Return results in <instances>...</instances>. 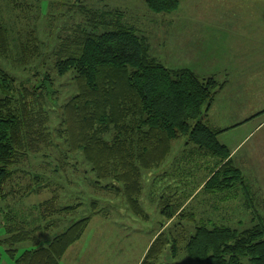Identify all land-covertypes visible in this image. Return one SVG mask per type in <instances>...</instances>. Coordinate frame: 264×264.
Segmentation results:
<instances>
[{
  "label": "trees",
  "instance_id": "trees-1",
  "mask_svg": "<svg viewBox=\"0 0 264 264\" xmlns=\"http://www.w3.org/2000/svg\"><path fill=\"white\" fill-rule=\"evenodd\" d=\"M56 1L66 5L70 20L56 32L46 71L37 69L36 81L30 82L0 66V198L8 200L1 216L6 237L0 244L10 247L5 252L14 264H61L92 217L103 213L100 202L93 199L89 214L74 218L83 202L60 203L57 187L50 188L51 196L35 206L32 217L10 207L48 187L46 176L30 168L29 161L56 147V138L62 143L53 172L74 165L71 160L80 155L94 175L88 180L92 190L123 198L130 212L144 221L150 216L140 199L143 172L162 165L172 142L180 137L185 138L184 148L173 161L176 165L179 159L185 161L186 173L194 177L186 186L188 194H193L199 178L203 190L210 193L241 185L250 201L230 149L218 140L223 129L206 120L223 84L212 76L199 77L189 68L166 67L150 55L147 38L128 23L123 9L92 8L85 0ZM10 2L16 10H30L18 0ZM145 3L154 12L171 13L179 0ZM32 20L35 27L37 20ZM14 26L20 33L14 63L28 68L42 55L41 38L28 24L21 29ZM12 38L0 15L1 58L11 57ZM51 71L59 77L70 74L76 87L60 104ZM52 104L60 111L55 132L49 127ZM194 155L210 159L198 164ZM201 170L197 175L195 171ZM169 191L157 196L162 221L158 230H152L153 239L139 264H157L168 250L175 258L183 251L199 264H264V217L245 228L216 223L193 212L197 203L182 207V196ZM56 227H62L61 232L42 244L41 234ZM28 242L32 248L19 252L17 246Z\"/></svg>",
  "mask_w": 264,
  "mask_h": 264
},
{
  "label": "rangeland",
  "instance_id": "rangeland-1",
  "mask_svg": "<svg viewBox=\"0 0 264 264\" xmlns=\"http://www.w3.org/2000/svg\"><path fill=\"white\" fill-rule=\"evenodd\" d=\"M231 1L179 0L178 7L171 13L154 12L148 8L145 0H85V4L92 8L105 6L123 9L126 11L128 23L133 26L137 33L147 38L150 55L168 68H191L199 77H202L206 72L213 73L222 68V55L231 57L232 52L237 50V46L239 47V44L247 39V36L255 35L252 40H255L256 43L259 42V39H264V22L261 27L255 25L253 31H239L243 29L241 23H233V26L227 23L226 26H222L224 28L222 30H210L219 19H231L232 11L228 14L229 9L226 6ZM18 2L22 5L29 6V12L24 13L21 10H16L10 0H0L1 18L9 25L13 37L11 57L9 59L0 57V66L5 67L22 80L28 79L30 82H35L36 79L33 77L34 72L37 69L46 71L50 65L51 60L47 53L51 50L55 42L54 37L56 36L57 30L67 20H70V15L66 12V5H57L56 0H18ZM241 2H246V0H239L238 5ZM247 9L252 10L253 7L248 6ZM237 10L238 8H235L234 12ZM32 17L37 20L35 27L32 26V23L34 24L35 21L32 20ZM235 18L238 17L236 16L232 19ZM75 20H77V17H75ZM188 21H191V23L186 24L187 27L194 31L195 36H200L201 38L198 44H195L194 48L190 47L185 49L182 46L181 38L185 34L184 24ZM199 21H201L202 26ZM14 24L19 29L25 27V24L30 25L36 30V33L42 41V55L33 60L28 68H24L23 65H15L14 63L20 35V33L16 32L18 29H16ZM227 28L235 31L233 36L227 33L225 30ZM201 33L204 35L202 36ZM201 40H203L202 43ZM201 46L203 47L202 50ZM247 46L254 48L252 43ZM196 48L198 51H196ZM246 57H249V55H246ZM257 61L258 58L254 57L253 63ZM43 63H45V66ZM258 64H261V60H259ZM229 65L234 66L235 61L230 59ZM51 74L54 76L60 92L57 99L58 104H60L65 102L66 98L72 92H75L76 87L70 74L63 77L55 75L53 71H51ZM217 78L216 80L224 85L225 81L220 80L222 77L218 76ZM49 110V127L52 132H55L59 123L60 111L55 104L50 105ZM206 120L210 126L216 127L213 124V120V122H210L208 118ZM225 138H231L230 133L219 137L218 140L226 141ZM56 142V147L44 151L43 154L31 158L29 161L30 168L46 176L49 184L48 187L40 193L29 195L10 207L15 210V213L18 212L19 215L32 217V214L36 211L35 206L51 196L50 188L57 187L60 192V203L71 204L78 200L83 202V206L74 216V218H80L89 214V203L91 200L97 199L104 208L103 213L92 217L87 234L80 239V242H76L73 248H70L69 254H67L61 264H137L138 261L139 264L146 252L140 258V254L144 250L150 233L152 230H158L159 224L162 221L159 214V200L157 196L159 194L161 195L163 190H171L169 192H174L176 195L180 194L184 202L191 195L188 194L186 186L193 182L194 177L186 173L185 169L187 168L185 166L183 167V162L185 161H180L182 159H179L178 165L173 161V158L178 157L180 151L184 148L185 138L180 137L172 142L169 158L167 157L162 165L143 172V190L140 199L144 210L149 213L150 218L148 221H144L133 215L126 206L123 198L108 196V194L97 193L92 190L88 184V180L93 178L94 175L89 171L88 165L82 163L80 155L76 159L71 160L74 165H69L66 170H59L56 173L53 172L52 169L57 162L56 160L59 155V149H61L62 141L56 138ZM44 154L49 156H44ZM194 156V162H198V164L205 163V161L210 159ZM181 167L183 168L181 169ZM195 172L197 175L203 173L202 170ZM198 179L195 186L196 189L203 182L201 180L198 182ZM167 186H170V189H167L169 188ZM7 205L8 200L0 198V239L6 237V230L1 216L7 210ZM193 205L196 206V204ZM193 212L196 215L199 214L198 206L195 207ZM166 222L165 227H168L170 221ZM61 228L56 227L41 234V238L43 239L42 244H45L47 238L61 232ZM90 234L91 236H89ZM44 235H47V237H44ZM182 246L183 243L180 242V247ZM8 248L10 247L7 244H0L1 264H14L13 260L5 252ZM27 248H32V244L28 242L17 246L19 252ZM157 264L199 263L191 260L183 251L176 258L171 257L168 250L162 254Z\"/></svg>",
  "mask_w": 264,
  "mask_h": 264
},
{
  "label": "crops",
  "instance_id": "crops-1",
  "mask_svg": "<svg viewBox=\"0 0 264 264\" xmlns=\"http://www.w3.org/2000/svg\"><path fill=\"white\" fill-rule=\"evenodd\" d=\"M238 3L239 0H232L229 5L226 4L229 9L228 14L232 11L231 19H219L210 30H222L224 29L222 26H226L227 23L231 25L241 23L243 29L239 31H253L255 25L259 27L263 25L264 0H246L240 5ZM248 6L253 9L248 10ZM235 8L238 10L234 12ZM236 16L238 18L232 19ZM189 23L191 21L184 24L185 34L181 38L182 46L185 49L194 48L201 38L195 36L194 31L187 27L186 24ZM199 23L201 24V21ZM225 30L231 36L235 32L229 28ZM203 33H201L202 36ZM253 37L255 35L247 36V39L239 44L240 48L236 45L237 50L232 52L231 57L222 55V68L217 72H206L202 76H212L215 79H218L219 76L222 77L220 80L225 81L217 92L207 118L210 122L214 121L213 124L216 127L223 129L218 139L225 136L226 133H230L231 138H225L226 141L220 140V142L230 149V159L240 169L250 191L251 200L248 201L245 194L247 188L244 189L241 185L230 189V191L210 193L203 190L204 182H201L194 193L186 199L187 201L182 203V207H191L197 203L201 217L235 228L249 227L254 224L257 217H264V39H259V42L257 39L258 43H256L255 40H252ZM202 42L203 40H201ZM250 43L254 48L246 47ZM202 48L201 46V50ZM196 51H198L197 48ZM254 57L258 58L256 63H253ZM230 59L235 61L234 66L229 65ZM259 60H261V64H258ZM88 230L83 236L87 234ZM152 239L153 233L151 232L140 258ZM73 246L74 244L70 248ZM70 248L64 258L69 254Z\"/></svg>",
  "mask_w": 264,
  "mask_h": 264
}]
</instances>
